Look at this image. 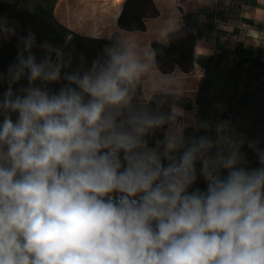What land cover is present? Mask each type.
Returning <instances> with one entry per match:
<instances>
[{
    "label": "clouds",
    "instance_id": "1",
    "mask_svg": "<svg viewBox=\"0 0 264 264\" xmlns=\"http://www.w3.org/2000/svg\"><path fill=\"white\" fill-rule=\"evenodd\" d=\"M18 24L0 15V264H264V131L189 136L143 91L157 49L118 38L72 66Z\"/></svg>",
    "mask_w": 264,
    "mask_h": 264
},
{
    "label": "trees",
    "instance_id": "2",
    "mask_svg": "<svg viewBox=\"0 0 264 264\" xmlns=\"http://www.w3.org/2000/svg\"><path fill=\"white\" fill-rule=\"evenodd\" d=\"M54 1V2H53ZM17 0L15 2L0 1V15H5L19 22L17 31H35L39 41L47 40L53 45L64 47L70 56L67 60L76 66L81 57L90 62L101 53L107 43L114 42L122 36L117 33L110 39H91L74 33L54 14L56 0ZM135 0H126L117 26L124 30L141 29L137 20L127 16L129 6ZM33 2V5H30ZM168 43L156 42L155 63L157 70L170 74L177 68L189 73L193 70L194 52L197 33L187 23L181 29L168 35ZM37 54L42 49H33ZM16 55V40L13 37L0 43V69H6L8 63ZM203 77L196 89L198 106L196 125L187 127V134H202L198 125L204 120L230 119L237 133L255 134L257 126L264 120V59L263 54H254L242 44L234 49L216 52L201 60ZM7 85L5 84L4 87ZM165 96L168 111L174 99L173 93H159ZM160 133H157L159 135Z\"/></svg>",
    "mask_w": 264,
    "mask_h": 264
},
{
    "label": "rangeland",
    "instance_id": "3",
    "mask_svg": "<svg viewBox=\"0 0 264 264\" xmlns=\"http://www.w3.org/2000/svg\"><path fill=\"white\" fill-rule=\"evenodd\" d=\"M0 1L12 3L17 0ZM125 2L126 0H56L54 14L63 24H69L70 30L83 37L110 39L119 33L122 38L134 39L141 47L150 49L153 48V44L156 42L163 43L162 40L167 41L170 32L181 29V16L185 13L182 5L192 1H133L129 6L127 16L132 20H137L138 25L142 26L141 29L135 30H124L117 26ZM30 5H33V2H30ZM199 55L195 47L193 70L189 73L177 68L170 74L157 70L155 57L152 61L155 83L149 82L143 87V91L155 90L158 93H173L174 99L171 106L185 110L180 112L179 121L187 127L196 125L198 109L196 89L204 72L200 62L206 58ZM262 131H264V120H262L260 126H257L255 133Z\"/></svg>",
    "mask_w": 264,
    "mask_h": 264
},
{
    "label": "crops",
    "instance_id": "4",
    "mask_svg": "<svg viewBox=\"0 0 264 264\" xmlns=\"http://www.w3.org/2000/svg\"><path fill=\"white\" fill-rule=\"evenodd\" d=\"M191 1L181 4L185 13L181 16L180 28L187 23L193 26L200 57L242 44L254 54H263L264 59V0ZM162 41L168 43V40Z\"/></svg>",
    "mask_w": 264,
    "mask_h": 264
}]
</instances>
